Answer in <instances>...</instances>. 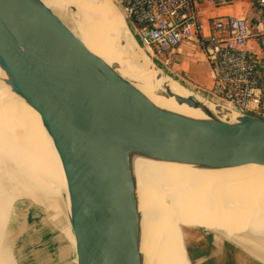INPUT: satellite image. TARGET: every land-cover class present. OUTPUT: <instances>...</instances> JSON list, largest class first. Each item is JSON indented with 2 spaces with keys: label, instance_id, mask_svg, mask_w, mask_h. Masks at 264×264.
Masks as SVG:
<instances>
[{
  "label": "water",
  "instance_id": "obj_1",
  "mask_svg": "<svg viewBox=\"0 0 264 264\" xmlns=\"http://www.w3.org/2000/svg\"><path fill=\"white\" fill-rule=\"evenodd\" d=\"M142 65L157 81L172 79L160 66ZM0 70V81L39 115L58 155L77 264H145L137 161L210 172L264 168V120L232 108L233 121L224 120L167 88L168 98L204 117L155 105L42 0H0Z\"/></svg>",
  "mask_w": 264,
  "mask_h": 264
},
{
  "label": "bare ground",
  "instance_id": "obj_2",
  "mask_svg": "<svg viewBox=\"0 0 264 264\" xmlns=\"http://www.w3.org/2000/svg\"><path fill=\"white\" fill-rule=\"evenodd\" d=\"M42 1L64 18V2L75 7L82 23L76 24L80 28L74 30V34L99 57L125 54L134 60L137 53L143 59L140 63L147 62L146 53L127 32L113 0ZM149 72L139 66V75L133 79L127 77V80L155 105L190 117H204L200 111L179 106L174 99L168 98L167 88L175 95L194 97L219 118L233 121L230 108L213 105L193 95L169 77L162 76L157 81L153 72L151 75ZM0 77L5 79L1 70ZM9 121L14 122V128L19 130L17 133L6 130ZM136 175L144 219L142 252L145 264H189L180 235L177 236L178 225L175 222L174 227L169 208L194 217L188 218L199 223L193 226L229 239L236 238L233 241L252 254L259 256L258 248L264 252V168L210 172L139 160ZM9 191H14L15 195L8 197ZM16 197H24L52 213L53 222L62 227V235L70 244L71 254L67 262L77 264L68 191L58 155L39 115L0 81V222L6 216L3 212L5 200ZM4 232L5 226L0 225V244ZM247 239L254 241L257 248ZM9 255V251L0 245V264L13 263ZM259 259L264 263V259Z\"/></svg>",
  "mask_w": 264,
  "mask_h": 264
},
{
  "label": "built area",
  "instance_id": "obj_3",
  "mask_svg": "<svg viewBox=\"0 0 264 264\" xmlns=\"http://www.w3.org/2000/svg\"><path fill=\"white\" fill-rule=\"evenodd\" d=\"M117 1L139 42L159 61L167 66L181 45L197 42L210 67V98L264 120V0ZM242 1L254 4L251 18L206 17Z\"/></svg>",
  "mask_w": 264,
  "mask_h": 264
},
{
  "label": "rangeland",
  "instance_id": "obj_4",
  "mask_svg": "<svg viewBox=\"0 0 264 264\" xmlns=\"http://www.w3.org/2000/svg\"><path fill=\"white\" fill-rule=\"evenodd\" d=\"M113 2L125 22L126 17L119 1L113 0ZM63 6L65 18L61 17L56 10L50 9L74 33V30H79L80 26H78L79 24L77 22H74L75 19L73 14L68 9L71 7V4L66 1ZM235 6L240 8L245 16L251 18L254 14L255 6L251 2L242 1ZM127 23L129 24L128 20ZM76 24L78 25L76 26ZM253 42L256 43V41ZM138 46L146 53V61L149 66H160L164 73L174 79L182 87L188 89L191 93L198 95L202 99L206 97L210 98V90H205L206 88L200 89L198 85L192 82L184 73L174 70L173 63L166 66L154 56L151 49L140 43ZM197 52L201 53L199 49H197ZM196 57H198L196 60L199 67L203 68L205 63L204 60L200 58V56ZM103 59L120 74L122 72L121 75L126 79L127 77L128 79H130V77L132 79L136 78V76L139 75V66L145 71L142 63H140V58L135 56H133V59L136 60L137 63L125 54H120V57L109 55L108 58L103 57ZM227 107L231 109L230 106ZM13 123V121H9L6 124V130L15 134L19 130L18 128H14ZM12 194L15 195V192L9 191L7 196H13ZM55 201L60 209L58 198H56ZM4 210L3 212L6 216L3 217L4 221L1 220L2 222H0V225L5 226V232L0 245L9 251V257L13 264H72L67 262L71 254L70 244L62 235V227H59V225L53 222L51 212L46 211L42 206L24 197H16L14 200L12 198H7L5 200ZM168 211L172 222L174 221L173 224L176 222V226L178 225L177 236L179 237L180 235L179 239L180 242L182 240L189 264H262L255 258V255L234 242L233 240H236V238L229 239L217 232L212 233L211 231H204V229L198 228V226H193L195 225L193 224L195 220L188 219H195L194 217L185 215L173 208H169ZM4 222L7 223L5 224ZM247 242L256 247L254 241L247 239ZM223 246L228 247L229 253L227 250L223 249ZM260 249L258 248V252H262Z\"/></svg>",
  "mask_w": 264,
  "mask_h": 264
},
{
  "label": "crops",
  "instance_id": "obj_5",
  "mask_svg": "<svg viewBox=\"0 0 264 264\" xmlns=\"http://www.w3.org/2000/svg\"><path fill=\"white\" fill-rule=\"evenodd\" d=\"M238 3L234 4L231 7L224 9H215L206 12V17L209 16H228V15H244V12L238 8ZM245 16V15H244ZM253 51L257 54H260V49L257 43L252 42L250 44ZM197 49L201 51V53L197 52ZM196 56H200L204 60L203 68L199 67ZM173 67L174 70L178 72L184 73L192 82L198 85V87L206 88L205 90H211L212 88V79L210 76V67L205 59L203 51L197 44V42L186 43L179 47L177 53L173 56ZM224 250H227L229 253L228 247H224ZM13 264V263H12Z\"/></svg>",
  "mask_w": 264,
  "mask_h": 264
},
{
  "label": "trees",
  "instance_id": "obj_6",
  "mask_svg": "<svg viewBox=\"0 0 264 264\" xmlns=\"http://www.w3.org/2000/svg\"><path fill=\"white\" fill-rule=\"evenodd\" d=\"M193 224H195V225H199V223H197V222H193Z\"/></svg>",
  "mask_w": 264,
  "mask_h": 264
}]
</instances>
